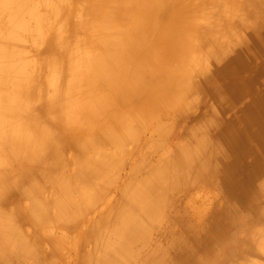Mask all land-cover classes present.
Here are the masks:
<instances>
[{"label": "rangeland", "instance_id": "obj_1", "mask_svg": "<svg viewBox=\"0 0 264 264\" xmlns=\"http://www.w3.org/2000/svg\"><path fill=\"white\" fill-rule=\"evenodd\" d=\"M42 1L40 3L47 11L48 25L46 28L37 25L39 29L36 27L32 34L29 29L28 32L22 31L21 40L16 41L11 40L10 33L13 32H10L9 18L20 5H8L0 0V45L4 44L5 47L0 58L13 54L14 48L31 61L27 75L36 80L32 86L41 85L53 97L49 99L38 95L32 101L34 110L38 112L32 120L44 125L45 131L41 130L43 134L55 137L51 146L43 147L39 141L30 139L23 148V151L32 150L37 155L34 162H30L32 164L27 174L22 169L23 165L27 166V161L13 159L0 163L3 167V172L0 171V240L5 242L0 241V264H157L161 253H170V257L180 256L185 261L189 259L188 248H184L186 241H195L196 246H200L199 256L194 257L196 264H208L213 260L212 264H264V240H260L264 237V217L249 218L264 213V123L261 122L264 111L255 109L258 102H263L264 107V0H195L197 7L194 0H187L189 5L179 8L181 14L164 9V5L168 4L165 8L171 5L170 0H155L161 10L157 8L160 15L154 22L156 33L153 41L161 32H165V37L173 43L181 38L179 34L182 38L188 36V32H192L188 31L189 28H195L199 39H191V48L185 55L169 56L170 60L164 63L165 72L159 67L148 66L152 69H148L149 72H128L129 76L133 75V80L129 81L118 72L115 63H111L108 68L113 72V77L100 83L104 84L102 92L100 84H93L92 81L72 84L75 90L67 86L66 128L60 125L62 122L59 123L58 119L63 113L61 106L64 101L59 98V90L49 85L55 63L43 62L41 52L53 43L57 30H70L72 25L69 19L72 15L67 16L66 25L63 2L51 0L53 5L58 2L53 8L45 0ZM108 1L117 8L120 6L117 4L124 3V0ZM131 1L136 11L146 12L143 3ZM68 3L75 4V9L82 6L73 0ZM51 8L54 11L51 12ZM129 13L127 5L123 4L120 14H112L120 22L123 18L128 22L132 19ZM93 17L100 18L99 15ZM28 18L24 17V20ZM198 21L206 25L205 29L195 25ZM169 24L172 28H169ZM39 30L45 35H38ZM174 30L178 31L177 34L168 36ZM143 34L139 30V35ZM82 37L71 39V47L82 49ZM140 66L141 69L147 68L144 64ZM175 70L180 74L177 77L180 81L170 86L179 84L181 92H187L185 87H191L184 102H170L163 108L156 107L153 112H159L151 113L154 116L149 115L150 118L146 114L144 117L143 114L134 116L133 120H136L133 124L136 127L129 135L120 136L126 123L115 121L113 115L123 114L127 117V109L119 110L120 106L115 103L112 111L107 110L112 113L110 115L103 109L99 111L95 106L96 100H90L88 96L91 93L89 90H93L104 100L109 91H122L131 83L135 87L137 100V94L139 98L141 94H146L147 86L157 94L155 89L158 85H152L149 81L144 86L143 77L151 79L158 75V79H162ZM149 74L151 77L147 76ZM137 77L139 79L136 81ZM69 78L66 71L60 76V85H65ZM193 79L195 82L191 83ZM8 80L12 85L8 84L6 88L11 89L16 78L9 76ZM237 81L245 88L239 94L231 88V83ZM105 84L111 87L103 90ZM166 93L171 94L172 91ZM117 94L128 98L121 92ZM49 101L59 105V113L47 114ZM255 101H258L257 105L252 106ZM124 106L130 108L129 105ZM72 107L83 108L74 115L70 111ZM114 107H118V111ZM145 120L148 122L145 123ZM230 125L241 131L238 133L240 138L245 139L242 143L247 147L248 155L239 152L235 156L229 154L228 149L232 148H228L225 137ZM31 128L34 129V126ZM89 129L93 131L87 132ZM251 131H258L263 149L256 139L251 138ZM85 139L91 141L88 146L81 145ZM256 157L263 167L261 172L257 168L260 165L254 164ZM171 158L173 163L168 166L167 161ZM225 162L237 165L239 170L236 176L239 179L248 175L254 180L259 178L256 182L249 179L253 187L244 189L249 192L250 199L238 205L237 210L231 206L233 200L222 178ZM204 163L214 166L211 180ZM152 167H155L154 171L156 168L163 171V179L156 182L144 198H134L135 184L139 182L144 188L148 184L145 181L152 179ZM249 169L253 170L254 175L252 171V175L247 174ZM5 174L7 176L3 177ZM250 188L255 190L254 195L257 196L251 197ZM157 199H166L163 208L159 207L151 218L140 215L148 203ZM134 218L142 219L143 229H140L143 232L140 233L141 239L137 240L129 238L126 233V227L131 224L135 226ZM210 233L215 237L211 235L210 238ZM6 243L9 249L5 247ZM249 245L253 251L248 249L251 248ZM200 258L202 261L204 259V263Z\"/></svg>", "mask_w": 264, "mask_h": 264}, {"label": "bare ground", "instance_id": "obj_2", "mask_svg": "<svg viewBox=\"0 0 264 264\" xmlns=\"http://www.w3.org/2000/svg\"><path fill=\"white\" fill-rule=\"evenodd\" d=\"M3 1H4V3H6L8 5L14 4V3H17V5H20V7L18 8V11L11 13V18H9V24L11 25L10 32H13V33H10V34H12L11 40H13V39L16 41L21 40V38H22L21 32L22 31L29 29V30H31L30 32L32 34V32L34 31V29L36 27L38 28V26H41V28H43V27L46 28V26L48 25L47 20H46L47 18L45 16L47 14V11H45V9L43 7V3L42 4L40 3L41 0L40 1L37 0L40 4H38V2H36V4H35V5H37L36 7L33 4L34 1H36V0H3ZM45 1L47 2V4H49L53 8H56V6L58 4V2L56 5H53V3L51 4V2H50L51 0H45ZM61 1L63 2V6H65V8H66V10H64V12H63L64 24L67 25V20L69 19V17H67V16L69 14H71L72 18L69 19L70 20L69 24L72 26H71L69 31L57 30V32L54 33L53 43L50 44L49 48L47 47L48 49L46 48L47 49L46 51L41 52V57L43 59V62H45V63H49V64L55 63V65H54L55 70L53 71V73L49 77V85H50V87L53 86L55 89L59 90L58 91L59 98L64 101L62 106H61L63 113H61L58 117L59 123L62 122L60 125H62V127H64V128L67 127V86L69 87V89H73L72 84H74L76 82H79V84H80L83 81H89V82L92 81L93 84L98 85L102 81L104 82L106 80H111V78L113 77L111 74L113 72L110 71L108 68L111 65V63H115V66H116L118 72L122 73L123 74L122 76L124 78H126V80H129V81L133 80L132 79L133 75L129 76L128 72H136V71H139L140 73H141V71L149 72L148 69H151V68H149L151 66L155 67L157 69L161 68L163 70V72H165L164 69L166 67V64H164V63H167L168 60H170V59H168L169 56H172L173 54L175 56H179V54L185 55L186 51H188L189 48H191V45H190L191 39H194L195 41L197 40L196 37H198V39H199V36H197V34H195V32H194L195 28H189L188 31H192V32H188V36L182 38V35L179 34L181 36L182 40L179 41L181 39L180 38L179 40H176L173 43H171L165 37V36H167V34H165V32H161V29L159 28L158 30L161 32V34L157 38H155V41H153L154 35L156 33V28L154 26V22L157 19V15H160V14H158V12H159L158 10H161V6L159 4H157L158 2H155V0H148V1L147 0H136V1H140V3H143V6L146 9L145 13H141V11H139V10L136 11V9H134L131 6V4H132L131 0H124V3L117 4V5H120L118 7L119 9L116 6L113 7V3L108 1V0H73L74 2H79V4L82 5L79 9H77V8L75 9V4L68 3V5H67V1H72V0H61ZM203 1L201 0V2H203ZM170 2H171V5H169L168 8H165V6H167L168 4L164 5V9H166L167 11L169 10L171 12L177 11L178 14H179V12H180V14L182 12L181 10H179L180 7L185 8L184 5L185 4L189 5V3H190V2L188 3L187 0H173V2H172V0H170ZM191 2H193V1H191ZM198 2H199V0H198ZM198 2H196L194 0V3H195L194 5L196 7H197L196 3H198ZM155 3H156L155 7L154 6L151 7ZM123 4L127 5V10L130 12L129 14L132 17V19H131L132 22H131V20H128V22H127L126 19H124V18L121 19L122 22H120L119 18L112 14L113 12L120 14L122 11V8H123ZM173 4H174V7H173ZM188 5L186 7H188ZM157 8H158V10H157ZM50 10L52 12L53 9L51 8ZM185 10L189 11V9H185ZM219 10L223 13L221 7ZM142 12H144V11H142ZM48 15H49V12H48ZM95 15L96 16L99 15L100 18L93 17ZM167 15H169V13ZM27 16L29 17L28 18L29 21L26 20L28 23L24 20V17L27 19ZM177 17L179 18V16H177ZM201 22L202 21H198V23L196 22L195 25L199 26L202 29H205L206 25L204 26V24H201ZM33 23H35L36 25H33ZM214 23H215V21H214ZM208 26H209V24H208ZM87 28H90V29H87ZM169 28H172V26L170 27V24H169ZM169 28H168V30H169ZM139 30L143 31L144 34L139 35ZM27 32H28V30H27ZM177 32H178L177 30H174V32L168 34V36L175 34V33L177 34ZM34 33H33L34 36L37 35ZM42 33H43V31H40V33L38 35H40ZM43 35H45V34L43 33ZM43 35H40V36H43ZM78 36H83L81 41H84L82 43L83 47L80 50L75 49L74 47H71V45L69 43L71 41V39L74 40ZM37 38H39V37H37ZM37 38H35V41L37 40ZM43 40H44V38H42V41ZM32 41H33V39H32ZM24 42H26V40ZM43 43L44 42H42V44ZM35 44H38V43L36 42ZM3 45L4 44L0 45V53H2L3 50L5 49V47ZM22 48L23 47H21V49ZM23 54L21 55V53L19 51H16L13 48V54L11 53L10 55L5 56L4 58H0L1 63H3L0 66V163L3 160L11 161L13 159H18V160H21L24 162L27 161V166L26 165L22 166L23 173L27 174L29 167L32 164L30 162H34L35 158H37V155L35 152H32V150H27L26 152L23 151V148L27 146V143L30 141V139H32L33 141H37V142L39 141V144H41V146L47 147L48 145L53 143V138L55 139V137H52V136L48 137L45 134H43L41 132V130L43 129L45 131L44 125L39 123V122L32 120L33 117L38 114V112L35 111L33 108L34 106L32 105V101L35 100L38 95L42 98L49 97V99H53V97H52V95L46 93L45 89L43 87H41V85L32 86V83L35 82L36 80L33 76L27 75V72L30 71V68L28 69V63H30L31 61L27 60L26 59L27 57L25 55L23 56ZM32 61H33V58H32ZM135 63H141V64L133 66V64H135ZM159 63H163V64H159ZM143 64L147 67L146 68L147 71L144 68L141 69L142 66H140V65H143ZM91 69H94V71H92ZM89 70L91 72H89ZM66 71H68V75L70 78L66 82L65 85L64 84L60 85V76L62 74H65ZM31 75H33V74H31ZM179 75H178V71L175 70V71L168 72V74H166L162 79H158V75L151 77L150 74L147 76L151 77V79H147L146 77H143L142 79H143L144 86L145 85L147 86L149 81H150L152 85L157 84L158 88L155 89L157 92V94H156L154 90H150L147 86L146 94H141L142 95L141 98H139L140 95L137 94V96H138L137 100L139 99L140 100L139 102H137L136 97H135L136 96V92L134 91L135 87L132 86L131 83L127 86V89L125 88L122 91L120 89L113 91L114 93L109 91L104 100L102 98H99L100 95H96L97 93L93 90H89L91 93L88 96H89L90 100H96L95 106L99 111L101 109H103L105 111H107V110L112 111L113 105L115 103H117L120 106V107L118 106L119 110L127 109L126 111L129 112L127 117L123 114L122 115L113 114V115L115 116V119H114L115 121H121V123H126L125 125H123L124 129H122L123 131L120 132V136H123L124 134L129 135V134H131V132H133L132 130H134V128L136 127L135 123L133 124V121L136 120L135 118L133 120L134 116L138 117L141 114H143V117L145 116L144 114H146V116L147 115L149 116V115H152L155 113V112H153V109H155L156 107L163 108L164 105H168L170 102H174V103H178V104L180 103V101L184 102L186 93L188 91H190L189 89H191V87L190 88L185 87L187 89V92H181L179 89V87H180L179 84L174 86V87H173V85L170 86L171 83L180 81L177 79V77H180ZM9 76L16 78V81L14 82L15 86L13 84V87L11 89L6 88V86L9 84V80H8ZM198 76H200L199 73H198ZM138 79H139V77L135 78L136 81ZM193 81H194V79L191 80V83ZM124 82H126V81H124ZM58 83H59V85H58ZM10 85H12V83L9 84V86ZM75 85H77V84H75ZM103 85L104 84H102V85L100 84V88H101L100 92H102ZM144 86H143V88H144ZM109 87H111V86H106V84H105L103 90H106L107 88L109 89ZM231 88H234L238 94L245 90L244 85H241L240 83H238V81L232 82ZM145 89H146V87H145ZM145 89H143V92L145 91ZM73 90H75V88ZM168 91H172V93L167 94L166 92H168ZM118 92L123 93L124 95L128 96V98L120 97L122 94H117ZM237 93H235V94H237ZM187 100L188 99H186V101ZM189 102H190V100H189ZM257 102L258 101L252 102L253 103L252 106L257 105ZM192 103H194V102H192ZM124 104L127 106L129 105L130 108L125 107ZM262 105H263V102H258V105L255 109L259 110L260 112H263L264 107ZM118 107H114V110H115V108L117 110ZM82 108L83 107H79V108L78 107H72L70 109V111H72L73 114L76 115L77 114L76 112L78 110H81ZM46 110H48L47 114H54V113L60 112L59 105L57 103L53 104L50 101H49V107ZM157 112H159V111L157 110L156 113ZM68 114H69V116H71L70 113H68ZM108 114L111 115L112 113L108 112ZM27 115H29V117ZM153 116L154 115H152V117ZM147 118L148 117H146L145 119H147ZM149 118H150V116H149ZM199 118H200V116H199ZM245 119L247 120V118H245ZM241 120H242V118H241ZM146 121L147 120H145V123H146ZM163 121H165V120H163ZM242 121H245V120H242ZM261 122L264 123V119ZM111 123H112V121H111ZM247 123H248V121H247ZM139 124H140V122H139ZM31 125L34 126V129L31 128L32 127ZM234 127H236V126L230 125L229 131H228V136L226 135V137H225V141H226L228 148H232V150L228 149L229 154H231V155L234 154V156H235L239 152L241 154L248 155L249 151H248L247 147H245L244 144L242 143V142H245V139L240 138V135L238 133L239 130L237 131ZM98 128H99V126H98ZM91 130L92 129H89V131H87V132H91ZM94 132H96V131L94 130ZM239 132H241V131H239ZM257 132L251 131V133H250L251 138L253 140L256 139V141L259 143V146H261V148L263 149V147H262L263 145H261V143H260L259 135ZM137 134H139V132ZM1 142H2V144H1ZM90 142L91 141H89V139H85L84 141H82L81 145L82 146H88ZM195 143L197 144V142H195ZM212 143H213V141H212ZM210 145H212V144H210ZM198 147L200 148L201 146L198 145ZM50 151H52V150H50ZM260 152H261V150H260ZM34 155H36V156L33 157ZM254 159H255L254 164L260 165V163H258L259 158L256 157ZM229 160H231V159H229ZM101 162H103V161H101ZM172 163H173L172 158L169 161H167L168 166H170V164H172ZM232 166H234V167H232ZM204 167H206V169L208 171L209 179L211 180V177L214 174L213 173L214 172L213 171L214 166H210V164L204 163ZM101 168H103V165L101 166ZM154 168L155 167H152V169H153V175L151 177L152 179L149 180V178H148L147 181H145V183L148 182V184L144 188L142 187L143 184H141L139 182H137V184H135L134 193H133L134 198H136V199L144 198L147 194H149V191L152 188V186H154V184L156 182L161 181L163 179V176H164L163 171H161L159 168H156L154 171ZM222 168L224 171L222 174L224 185H225V187H227V189L229 191L228 194L231 197V199L233 200V203L231 206L234 207V210H237L240 207L238 205H243L247 200L250 199V195L248 194L249 192L246 191L244 188L251 186V181L256 182V180H258L259 178L258 179L256 178L254 180L253 177H251L250 175H248L247 178H240V179L237 178L236 175H237V172L239 169H238L237 165L233 164V162H228V163L225 162V164H223ZM257 168H259V172H261L260 170L263 167L260 165ZM0 171L3 172V167L1 164H0ZM250 171H252V174L254 173L253 170H250V169L248 170V173L247 172L246 173L249 174ZM204 175L206 176V173H204ZM5 176H7V174L3 175V177H5ZM233 176H235L236 178H233ZM249 179L251 181H249ZM261 179H263V178L261 177ZM217 180H218V178H217ZM6 183H8V182H6ZM253 185H254V183H253ZM252 187L253 186H251V188ZM250 192L253 194V196L251 195V197L253 198L256 195V194L254 195L255 190L251 189ZM258 193H259V191H258ZM259 199H260V197H259ZM165 200L166 199H164V200L163 199H157L153 203L152 202L148 203L143 208L140 215H144V217L151 218L152 214L155 213L159 207L161 209L165 206V204H166ZM228 214L231 215L229 212H228ZM234 214H235V211H234ZM219 217L220 216H218V218ZM263 217H264V213L261 212V213L254 214V215H252V217L250 216L249 218L261 219ZM134 221H135V226L132 227V224H131L129 227H126V233L129 234V238H131V239H136V240L141 239L140 235H142V234H140V233L143 232L141 230V229H143L142 222H141L142 219L136 218ZM136 221H138V222H136ZM247 221H250V220H247ZM213 227L216 228L215 224L213 225ZM219 233H220V231H219ZM209 235H210V238H212L211 235H213L215 237L214 234L210 233ZM0 237H1V235H0ZM7 237H8V235H7ZM244 237H246V235H244ZM248 238H250V237H248ZM263 238L264 237L262 236V239H260V240H264ZM1 240H3V239H1ZM5 240L7 241V239H5ZM241 240L243 241V239H241ZM241 240H239V241H241ZM224 241H225V239H224ZM3 242H4V240H3ZM250 242H251V240H250ZM256 242H257V240H256ZM258 242H260V241H258ZM186 243L187 244H185V245L183 243V245H184V248H188V251L190 254L187 251H185V252L188 253L187 257L189 259H185V261H184V260H182V258H180V256L179 257H173V256L170 257L169 256L170 253H168V254L167 253H161L162 255L160 256L157 264H196V262L194 261V257L196 255L199 256V254H200L199 247L200 246L198 247V244L196 246L195 241H189V242L186 241ZM260 243H262V242H260ZM7 245L8 244L6 243L5 247H7ZM186 245H187V247H186ZM251 245H249L251 248H248V247L247 248L252 250ZM254 245H253V247H254ZM258 245L260 247L259 243H258ZM243 251H244V249H243ZM255 253H257V252H255ZM208 256H210V255L208 254ZM179 258L181 259V261L179 260ZM214 258H216V257H213V259ZM210 259H211V257H210ZM200 260L202 263H204L203 262L204 259L202 261V259L200 258ZM212 263H214V260ZM212 263H208V264H212ZM198 264H199V262H198Z\"/></svg>", "mask_w": 264, "mask_h": 264}]
</instances>
